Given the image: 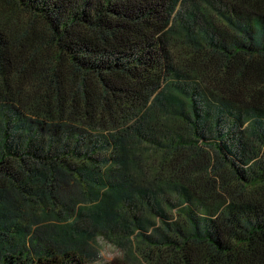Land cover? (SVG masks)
Listing matches in <instances>:
<instances>
[{
	"label": "trees",
	"instance_id": "obj_1",
	"mask_svg": "<svg viewBox=\"0 0 264 264\" xmlns=\"http://www.w3.org/2000/svg\"><path fill=\"white\" fill-rule=\"evenodd\" d=\"M264 264V0H0V264Z\"/></svg>",
	"mask_w": 264,
	"mask_h": 264
},
{
	"label": "clouds",
	"instance_id": "obj_2",
	"mask_svg": "<svg viewBox=\"0 0 264 264\" xmlns=\"http://www.w3.org/2000/svg\"><path fill=\"white\" fill-rule=\"evenodd\" d=\"M95 250L97 253L96 264H111L113 260L122 259V255L117 254L116 246L109 245L106 241L97 239Z\"/></svg>",
	"mask_w": 264,
	"mask_h": 264
},
{
	"label": "rangeland",
	"instance_id": "obj_3",
	"mask_svg": "<svg viewBox=\"0 0 264 264\" xmlns=\"http://www.w3.org/2000/svg\"><path fill=\"white\" fill-rule=\"evenodd\" d=\"M97 239H100L102 242L106 241L109 245H115L117 254H120L123 257V252H122L121 248L119 246H117V244H115L113 241H111L103 233H97L94 236V238L91 241H89V245L90 246H88V247H89V249L91 251V254L85 256L84 261H82L80 264H96L97 253H96V250H95V245H96ZM111 264H121L120 263V259L119 260H113L111 262Z\"/></svg>",
	"mask_w": 264,
	"mask_h": 264
}]
</instances>
